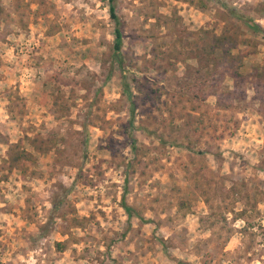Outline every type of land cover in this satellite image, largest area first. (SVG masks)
Returning <instances> with one entry per match:
<instances>
[{
  "label": "rangeland",
  "instance_id": "rangeland-1",
  "mask_svg": "<svg viewBox=\"0 0 264 264\" xmlns=\"http://www.w3.org/2000/svg\"><path fill=\"white\" fill-rule=\"evenodd\" d=\"M109 2L0 0V264H264V0Z\"/></svg>",
  "mask_w": 264,
  "mask_h": 264
},
{
  "label": "trees",
  "instance_id": "trees-1",
  "mask_svg": "<svg viewBox=\"0 0 264 264\" xmlns=\"http://www.w3.org/2000/svg\"><path fill=\"white\" fill-rule=\"evenodd\" d=\"M112 1L113 0H110V2H109V16L115 22L114 42H113V49H112L113 51H112V53L114 55V58L121 64L122 63V56H121L122 32H121V30L119 28V19H118V16L116 15L115 7H114V4H113ZM230 11H231L232 14H235L237 16H241L242 15L235 8H230ZM244 19H246V21H248V23L251 26L257 27V25L255 24V22L252 19H250L248 17H244ZM226 39L227 38H225L224 41L221 43V44L227 45V47H228V48L225 49V54L227 56V59L225 60V63L231 64V63H234V62L235 63L239 62L240 60L237 59V55H234V54L230 53V48H231L230 46L231 45H229L226 42ZM223 63H224V61H223ZM235 75H236V72H235ZM23 157H26V156H23ZM121 206L125 210V212L127 213V216L129 217L131 215V208H130V206H128L126 204V202L124 201V198L122 200Z\"/></svg>",
  "mask_w": 264,
  "mask_h": 264
}]
</instances>
